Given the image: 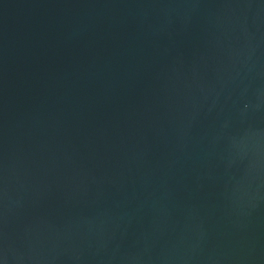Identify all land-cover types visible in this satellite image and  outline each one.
Wrapping results in <instances>:
<instances>
[{"label": "water", "instance_id": "obj_1", "mask_svg": "<svg viewBox=\"0 0 264 264\" xmlns=\"http://www.w3.org/2000/svg\"><path fill=\"white\" fill-rule=\"evenodd\" d=\"M0 264H264V0H0Z\"/></svg>", "mask_w": 264, "mask_h": 264}]
</instances>
